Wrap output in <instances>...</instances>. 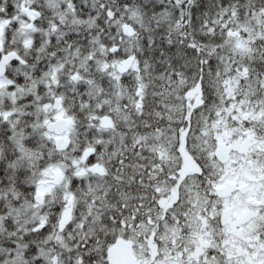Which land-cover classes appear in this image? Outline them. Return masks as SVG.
I'll use <instances>...</instances> for the list:
<instances>
[{
  "label": "snow or ice",
  "instance_id": "1",
  "mask_svg": "<svg viewBox=\"0 0 264 264\" xmlns=\"http://www.w3.org/2000/svg\"><path fill=\"white\" fill-rule=\"evenodd\" d=\"M0 264H264V0H0Z\"/></svg>",
  "mask_w": 264,
  "mask_h": 264
}]
</instances>
